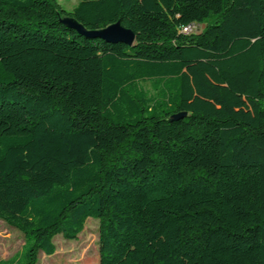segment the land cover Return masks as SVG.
<instances>
[{
	"label": "trees",
	"instance_id": "16d2710c",
	"mask_svg": "<svg viewBox=\"0 0 264 264\" xmlns=\"http://www.w3.org/2000/svg\"><path fill=\"white\" fill-rule=\"evenodd\" d=\"M89 219L98 264H264V0H0V264Z\"/></svg>",
	"mask_w": 264,
	"mask_h": 264
},
{
	"label": "rangeland",
	"instance_id": "374dc122",
	"mask_svg": "<svg viewBox=\"0 0 264 264\" xmlns=\"http://www.w3.org/2000/svg\"><path fill=\"white\" fill-rule=\"evenodd\" d=\"M82 0H56L66 11H71ZM203 26L194 31L199 33ZM23 236L17 230L0 221V261H10L21 253ZM55 253L46 257L37 256L36 264H98V222L87 220L83 231L74 241L64 240L61 236L53 239Z\"/></svg>",
	"mask_w": 264,
	"mask_h": 264
},
{
	"label": "water",
	"instance_id": "95a60500",
	"mask_svg": "<svg viewBox=\"0 0 264 264\" xmlns=\"http://www.w3.org/2000/svg\"><path fill=\"white\" fill-rule=\"evenodd\" d=\"M60 24L66 26L69 29L74 30L78 34L95 38L99 40H104L110 43H123L130 46L134 42V35L131 31L122 28L119 23L110 25L104 29L97 31H86L81 25H79L75 20L69 17H64L59 20ZM183 118V116L173 117V120Z\"/></svg>",
	"mask_w": 264,
	"mask_h": 264
},
{
	"label": "built area",
	"instance_id": "2783aa9c",
	"mask_svg": "<svg viewBox=\"0 0 264 264\" xmlns=\"http://www.w3.org/2000/svg\"><path fill=\"white\" fill-rule=\"evenodd\" d=\"M197 27H198L197 25L193 24V25H190L188 27L182 28L181 32L185 35L190 34V33H193Z\"/></svg>",
	"mask_w": 264,
	"mask_h": 264
}]
</instances>
